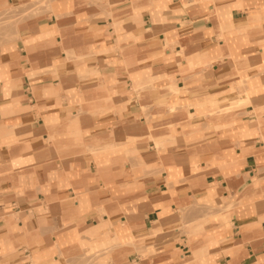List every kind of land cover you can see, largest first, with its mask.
<instances>
[{
	"label": "crops",
	"instance_id": "obj_1",
	"mask_svg": "<svg viewBox=\"0 0 264 264\" xmlns=\"http://www.w3.org/2000/svg\"><path fill=\"white\" fill-rule=\"evenodd\" d=\"M9 8L0 264H264V0Z\"/></svg>",
	"mask_w": 264,
	"mask_h": 264
},
{
	"label": "rangeland",
	"instance_id": "obj_2",
	"mask_svg": "<svg viewBox=\"0 0 264 264\" xmlns=\"http://www.w3.org/2000/svg\"><path fill=\"white\" fill-rule=\"evenodd\" d=\"M17 14V11L16 9H5L3 11L0 12V40H3V39H6L7 36L9 35V33L11 34V29L12 27L14 26V20L13 18L16 16ZM169 45V44H167ZM229 103H225L223 104L225 106V108H222V109H217L218 111L217 112H223L225 110H229V109H233L234 107H230ZM234 104V103H233ZM246 102L242 101V100H239L237 102V107H242L243 105H245ZM232 106V105H231ZM184 107L185 109L188 107V105L185 107V106H180V103L179 102H173L170 104V107L169 109H179V108H182ZM213 111V110H211ZM215 113V111L213 112V114ZM196 113H194L193 115H190L191 117L192 116H195ZM204 117L206 118V120H203L205 122H203L202 125H208V115H204ZM195 120H198V118H195ZM173 142V137H169V143H172ZM157 146H158V143H156Z\"/></svg>",
	"mask_w": 264,
	"mask_h": 264
},
{
	"label": "bare ground",
	"instance_id": "obj_3",
	"mask_svg": "<svg viewBox=\"0 0 264 264\" xmlns=\"http://www.w3.org/2000/svg\"><path fill=\"white\" fill-rule=\"evenodd\" d=\"M178 93V92H177ZM223 108H225V107H223ZM158 143V142H157ZM158 145H159V143H158Z\"/></svg>",
	"mask_w": 264,
	"mask_h": 264
}]
</instances>
